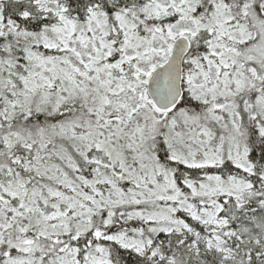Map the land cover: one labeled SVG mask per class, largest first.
<instances>
[{"label":"snow or ice","instance_id":"snow-or-ice-1","mask_svg":"<svg viewBox=\"0 0 264 264\" xmlns=\"http://www.w3.org/2000/svg\"><path fill=\"white\" fill-rule=\"evenodd\" d=\"M0 264H264V0H0Z\"/></svg>","mask_w":264,"mask_h":264}]
</instances>
